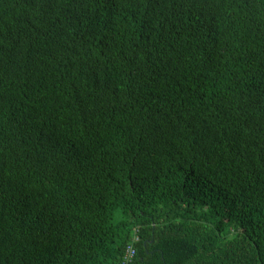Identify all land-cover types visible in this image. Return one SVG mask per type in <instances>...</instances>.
Returning a JSON list of instances; mask_svg holds the SVG:
<instances>
[{
    "label": "trees",
    "instance_id": "trees-1",
    "mask_svg": "<svg viewBox=\"0 0 264 264\" xmlns=\"http://www.w3.org/2000/svg\"><path fill=\"white\" fill-rule=\"evenodd\" d=\"M264 264V0H0V264Z\"/></svg>",
    "mask_w": 264,
    "mask_h": 264
},
{
    "label": "built area",
    "instance_id": "built-area-1",
    "mask_svg": "<svg viewBox=\"0 0 264 264\" xmlns=\"http://www.w3.org/2000/svg\"><path fill=\"white\" fill-rule=\"evenodd\" d=\"M138 241L137 235H133L131 241L125 246L119 264H133L136 256L134 244Z\"/></svg>",
    "mask_w": 264,
    "mask_h": 264
}]
</instances>
